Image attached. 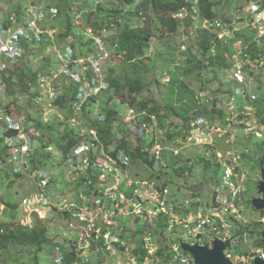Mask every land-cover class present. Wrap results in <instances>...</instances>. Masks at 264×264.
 Segmentation results:
<instances>
[{
  "label": "built area",
  "instance_id": "obj_1",
  "mask_svg": "<svg viewBox=\"0 0 264 264\" xmlns=\"http://www.w3.org/2000/svg\"><path fill=\"white\" fill-rule=\"evenodd\" d=\"M245 1L248 5L237 11L239 14H237V20L234 21L237 24L240 23L242 29L246 28L242 23H246L251 29L248 35L255 36V39L259 41L264 36V4L258 0ZM198 3L199 0H194L191 9H183L175 15V18L197 20V23L203 25V29L216 33L217 36L231 35L235 32L236 29H232L237 25L235 23L218 18L203 20ZM30 12L33 18L24 25L0 26V90L2 89L3 92H5V80L11 77V70L15 69L16 64L23 57L25 46L33 41L41 43L45 40L46 35L53 37L54 32L43 30L39 24L48 19H56L59 11L56 8L34 6ZM185 16L189 17L185 18ZM111 36L112 33L108 29L90 28L88 38L97 45L94 52L88 51L80 57H77L71 48H68L66 52L61 50L57 52L56 61L59 66H50L49 71H46L48 74L45 72L39 79V83L49 88L46 91L47 99L44 100V103L54 104L66 95V89L74 91L78 87L77 101L79 103L73 105L75 111L77 107L81 109L85 103L101 91L107 90L103 68L111 57L109 47H107ZM235 48L231 57V77L235 83L240 84L241 89L236 95L243 93L248 101L257 100L258 97L250 93L251 85L246 84L249 83L247 81L248 71L257 67L248 53L249 45L240 42L235 45ZM262 62L260 59L255 61L260 64ZM54 67H56L55 70ZM40 88L42 87L40 86ZM236 95L230 102V108H235L233 101H235ZM39 99L42 100L41 94ZM237 111L239 119L228 118L235 122L236 136L228 133V125L222 121H210L205 116H198L192 122L191 126L197 129L198 137L202 141L217 139L222 134L229 137L227 140L229 151L221 163V171L224 173L223 186L214 191L211 202L203 208L195 206V203L190 200H185L183 204H180L182 201L175 198V195L169 196L170 189H161L159 186L150 184L144 185L142 181L135 185L130 180V191L127 193L128 189L123 186L122 175L131 166L128 155L124 150H121L116 158L107 153L97 131L86 124L78 126L77 133L80 142L71 149L68 155H65L66 166L71 169V174L75 177L78 176L79 181L86 188L82 195L91 196L89 204L82 208H79L80 204L75 200L69 201L64 198L60 193L62 189L54 195L55 191L50 189L54 184L53 173L35 167L30 172L28 157L32 153L33 143L40 135L35 129L31 136L29 134L32 131L30 120L24 116H15L1 102L0 140H2V147L6 148L10 156V162L15 165L16 173L24 175L30 172L34 176V180L39 183L40 189L44 192L46 190V196L52 197L55 201L59 200L56 201V204L64 202L66 212L71 214L69 221L78 219L81 223L92 226L91 237L83 232L81 239L83 245L87 244V249L91 244H97L103 239L111 254H116L120 249L118 247H122L124 248L123 256L132 257L124 264H195L193 255L182 248L183 244L213 248L214 242L219 239L229 243L225 254L233 264H254L258 257L264 260V250L252 246L246 254L242 255L240 251L246 240L244 237L242 239L237 236L241 228L240 223L246 225L244 223L245 183L249 175L244 157L247 151L240 145L238 134L246 133L250 136L257 134L259 128H264V120L250 104L240 106ZM131 112L133 113L123 119L129 133L133 138H154L155 142L152 147L146 148L145 151L155 159L161 160L163 152L170 147L160 144L155 134L152 135L151 126L141 121L135 111L131 110ZM154 118L152 117V119ZM99 120L104 121V117L100 116ZM217 144L216 142L211 146L218 149ZM113 151L115 148L110 149V153ZM94 177H98L97 183L94 182ZM126 179L129 177L124 178V180ZM94 184L95 188L92 189ZM139 184L142 185L141 188H139ZM198 202L200 200H197L196 203ZM24 204L35 206L37 201L35 198H28L24 200ZM47 206L44 201L43 208ZM85 207L86 211H84ZM125 212L129 215H123ZM123 216L132 218L130 223H126L124 226L120 222ZM261 223L264 226V217ZM135 233L138 235V240L134 237V243H131L130 239H133L131 235ZM106 239H110L111 243H106ZM135 243L144 251L141 261L132 254L133 250L137 249ZM112 248H115V251ZM55 262L56 264L62 263V255L58 252Z\"/></svg>",
  "mask_w": 264,
  "mask_h": 264
},
{
  "label": "rangeland",
  "instance_id": "obj_2",
  "mask_svg": "<svg viewBox=\"0 0 264 264\" xmlns=\"http://www.w3.org/2000/svg\"><path fill=\"white\" fill-rule=\"evenodd\" d=\"M65 1L67 0H0V26L5 25L2 24V22H4L6 19L9 20L7 25L12 27H17L19 25L25 24L28 21H31L32 13L30 11L34 9V5L46 8L50 4L58 3L62 4L63 7L66 8L67 4L65 3ZM107 1L108 0H99V2L103 3ZM141 1L142 0L135 1L134 9L138 7ZM212 1L215 3H220L216 7L218 13L217 18L229 23H235L234 20H237V14H239L237 13V11L240 10L241 7L244 9V7L248 5V3H245V0ZM95 4V2H93L92 4V0H78L75 4V8L72 9L71 19L72 21H75V26L79 28L78 35L80 37H84L81 47H79L80 49H82V51L87 48V46L84 45L86 36L83 34L85 28L83 24L84 22L82 20L89 21V25L95 23L96 19L94 18L97 15H94L95 17L91 16V8L92 5ZM96 12L97 11L95 10V12L93 13ZM188 17L189 16H185V18ZM142 18L145 19L144 21L149 20L151 26H153L154 29L156 28L158 22L152 21L154 16L152 15L151 11L148 12V17L142 16ZM63 21H65V19L63 20V18L58 17L56 20L45 22L41 26L43 28H48L51 30L56 29L58 30V33H60L61 29L64 32L65 22L63 23ZM134 22L139 23L140 20L136 19ZM235 24H237V22ZM242 24H244L247 29L245 27V29H242V25L239 23L235 25L234 28H232L236 29L233 34L225 36L221 35L222 37L220 35L217 36V38L221 40L224 49H226L229 45L231 49H236L235 45L240 43V40L241 42H250L247 40H251L250 38H248V34L250 33L251 29L246 25V23ZM182 27L183 28L180 29V32L177 35L165 37L163 41H160L159 37L157 36L154 38L150 55L151 57H154V63L155 65H157V68L155 67L152 73L148 76L149 92L144 94L143 97L146 99H153L161 108L171 106L175 107L176 111H179V113L190 109V107L193 106L195 102L201 103L202 101V108L208 105L209 111L212 110L213 104L216 103L217 109L224 110L226 115L229 116V118L233 119L238 118L237 114L239 112L237 110H239L240 106L245 104L252 105V103L254 102L255 107L254 105L252 106L258 112L259 116L264 120V38L261 39L260 42L257 41L259 48L258 58L261 60V62L263 60V62L261 64L258 63L256 69L251 70L253 71L252 73L251 71H248L249 76L247 81H249V83H246L251 85L249 87L250 93L253 96L258 97V99L248 101L247 99H245V94L240 93L236 95V93L241 89L239 86L240 84L235 83V81L232 79L231 69H229L228 72H224V70L221 69L216 70V73H214L212 69H208L205 72L195 70L189 76H184V74L182 76L180 75L179 66L183 65L181 64V62L186 63L187 59V56L185 54H180L181 51H184V49L181 47L183 45H185L188 49L190 47H194L195 51H198L195 45L197 43L198 34L200 32L199 29L204 28L203 25H192L187 24L186 22ZM54 38L58 39L59 36L56 34L54 35ZM65 44L66 43L61 41L60 43H57L59 49L61 47H64ZM109 46L110 43H107V47ZM156 46H158L159 48ZM110 53L112 55V49L110 50ZM53 54L54 47L43 48L42 51L38 49L34 56L28 54L23 62L25 66L32 65V72L33 74L37 75L42 68H45V63L49 64L46 65V67L59 66V63L56 61V58L53 57ZM30 60L32 63H30ZM22 64L23 63H20V65ZM113 68H115L114 62L112 60L107 61L106 66H104L103 68L104 75H109L110 70ZM53 69L55 70L56 67H54ZM174 80L176 82L179 80H183L186 88L180 89V86H175ZM39 84L42 87L38 90L40 91L42 100L39 99L38 102L40 103V105L42 104L41 107H43L40 110L41 114H39V117L37 115V111H39L38 103L34 95L28 94L20 98L22 107L21 111L20 109H17L14 107V105H12L14 100L7 98L5 92H3L2 89L0 90V102L4 103L5 107L12 106L9 108L11 109L9 111L15 116L29 117L28 115L33 114V116L30 117H33L35 124L32 121H29L32 128V131L29 133L31 136H33L35 125L37 126L36 121L38 119L42 122V127H47L46 124H49L53 129H55L62 135L64 132H67L68 127L70 128L71 125L73 127L74 125L84 126L86 124L80 119L82 116L80 107H77L73 113H69L66 110H61L58 107H55L53 103L50 105L44 103V100L47 99L46 91H48L49 88L46 85H42L41 83ZM36 90L37 89L34 88L32 91L35 92ZM181 91V94H183L184 97L182 100H179L178 94H180ZM106 95L107 93L104 94L105 98L104 96H100L97 103L93 105V108L96 112H99L100 110L111 106L113 109L120 111V113H122L124 117H126L130 113H133L128 109V105H122L118 100H115L113 103H111V105L107 106L105 103V101H107ZM235 95L236 99L235 101H233L235 108L233 109L230 108L229 105ZM7 101L9 104L5 103ZM205 102L209 103L210 105L205 104ZM90 104L92 105V103ZM23 107H28V109H24ZM230 110L232 111L233 116ZM161 116H163V114H161ZM173 119L176 120L173 117L168 121ZM229 120H226L225 123L226 125H228V133L230 132V134L232 133L236 136L235 122L231 119ZM150 126L151 128H154V130L152 131H154L155 137L158 138L160 142H162V139H164L165 136H169L166 127L160 128L157 118L152 119V123H150ZM38 127L39 126H37V128ZM38 129L42 130L41 127H39ZM78 131L79 130L77 129V132ZM196 131L197 129L193 130L192 137L187 139V141L182 140L181 138L177 140L172 139L169 144L170 148L163 152L164 155L153 169L149 166H146L145 164H142L141 162L129 166L126 173L124 174L125 176L122 175L123 186L128 189L127 193H129L130 191V180H132L135 185L142 181L144 182V185L150 184L159 186L161 187V189H170L169 196L172 197L175 195V198H178L179 201H182V203L180 204H183V201L185 200H190L191 202L193 201V203H195V206H199V208H203L204 206L208 205L212 200L214 191L218 187L223 186L222 182L224 173L221 170L218 172V174L216 175V177L218 176V182L215 184L214 172L212 171L211 175L205 173L200 159L202 155H206L207 160L213 161L212 153H207V150L211 145H214L217 142L219 148L216 149V161L221 164L224 161L223 157H225L226 153L229 151V147L227 145V140L229 137L228 135L222 134L217 139L215 138L202 141L198 137V131ZM40 132L42 133V131ZM40 132L38 131L39 135L41 134ZM169 132L176 134L177 130L170 129ZM50 133L51 132L46 131L47 135H49ZM238 137L240 139V145L243 146L244 150L247 151L245 155H248L246 163L249 175L245 183L246 207L244 212V223L252 224L253 227L251 228V230L254 231V233H251L249 231L244 235V240H246V242L242 246V250L244 252L246 251L245 253H247L250 247L255 246V242L257 241V239H259L260 233L262 234V232L264 231V226L262 223H260L262 218L264 217V214H262V212H259L252 205V201L257 198H262V195L259 192V183L261 181L260 159L264 157V128H259L257 130V134L255 135L250 136L246 133H239ZM129 140L132 145H135L136 139L133 138ZM45 141L46 139H42L41 141L37 140L33 143L31 156L35 154L36 160L41 162L38 165L39 169L54 174V178L52 177L54 184L50 188L52 189V191H55L54 195H56L59 190L62 189L60 193L64 196V198L68 199L69 201L75 200L80 204L79 208L88 205L89 201L91 200V196L85 197L84 195H82L83 191H86V188L79 181L78 176L75 177L73 174H71V169L66 166L64 153L56 149L52 145V148H47V146H45L47 145V142L43 143ZM151 141L152 140H150V143ZM0 143L2 145V140H0ZM179 155L180 157H182L183 162L178 163V165L174 164L173 168V159H175L173 156L178 157ZM188 160H190V166L194 168V175L189 173L187 174L185 172H183L181 176L176 175L173 169L181 167ZM8 163L12 164L10 160H8ZM29 164L31 168L30 172H32V170L34 169L33 163L30 162ZM172 171L174 173H172ZM10 172L12 171H10V167L7 165V163H0L1 211H6L7 207L5 203H10L18 207L15 213L17 217L16 222H19L22 225L35 227L38 222H49L50 237L55 244L58 243L62 246L66 245L65 243L70 242L71 244L76 245L77 249H84L85 251L83 252L82 256L84 258H89V251L87 250L88 246L87 244L83 245L81 239L83 232H85L88 237H91L92 226L81 223L78 219L73 221L65 219V215H68L66 212V208H64L66 207V204L64 202L56 204V201L59 200L55 201L52 197L46 196V190L44 192L40 189L39 183L34 180V176H32L30 172L24 174L22 178H16ZM126 177H129V179L124 180V178ZM141 187L142 185L139 184V188ZM28 198H35L37 201V205H25L24 200ZM78 199L79 201H77ZM197 200L201 201L196 203ZM44 201L48 206L43 208ZM86 210L87 208L85 207L84 211ZM123 215H129V213L125 212ZM130 217L128 218V216H123L120 219V222L122 223L121 225L124 226L126 225V223H130V220L132 219ZM2 218L3 217L0 218V221H4V218ZM256 225L258 227L254 228V226ZM135 239L138 240V235H136ZM105 241L108 244L111 243L110 239H106ZM191 241L193 242V240ZM131 248H133V246H131ZM112 249L115 251V248ZM34 253V249L28 250V254L33 255ZM112 255L115 254L112 253ZM112 255L108 253H101L100 255H96L95 253H93L92 258L89 259H91L95 263H98L100 259L105 258L107 261L104 260L105 262L103 261V264H124V262H127L129 258H132L128 257L127 255L121 256L117 252L116 259H114ZM110 256L112 257L110 258ZM55 258L56 256L54 249L51 246L47 247L43 253L42 263L53 264ZM25 260L26 262L29 261L27 258ZM28 264H32V262L29 261Z\"/></svg>",
  "mask_w": 264,
  "mask_h": 264
},
{
  "label": "trees",
  "instance_id": "obj_3",
  "mask_svg": "<svg viewBox=\"0 0 264 264\" xmlns=\"http://www.w3.org/2000/svg\"><path fill=\"white\" fill-rule=\"evenodd\" d=\"M77 1L78 0L65 1L67 4L66 8H64L62 4L58 3L47 6L49 9L56 8L59 11L58 17L63 18V20L65 19V21H63V23L65 22L64 32L61 29L58 34L59 38H55V42L57 41V43H60L61 41L66 44H71L76 50L81 47L82 40L84 38L78 35L79 28L75 26V21H72L71 19L72 9L75 8ZM94 1L96 4L92 5L91 16H97L94 18L96 21L92 25L94 28H108L111 31L112 36L111 39H109V42L114 47V53H112L109 60L114 62L115 68L111 69L109 75L106 77L105 84L107 86V90L101 91L98 95L92 97L89 102L82 106L80 110L82 116L80 119L86 123L87 126H91L97 131L100 141L105 147L104 150L107 153L116 158L118 153L121 150H124L131 161V165L141 162L152 169L159 161L155 159L154 156L150 155L149 152L145 151L146 148L152 147L155 142L154 138L151 139L149 137L148 139H142L135 137V145L130 143L129 139H133V137L129 133L127 125L123 120L124 116L120 113V111L113 109L111 106L104 108L99 112L95 111L93 105L96 104L100 96L103 97L105 93H107V101H105L107 106L111 105V103L115 100H118L122 105H128L129 110L135 111V113L140 117L139 119L149 125L152 123V117L157 118L160 128L166 127L169 134L168 137L165 136L164 139H162V142L159 141V143L163 144L164 147H170L169 144L172 139L177 140L181 138L182 140L187 141V139L192 137L194 128L191 125L194 119L198 116H205L209 120L222 121L223 123H226L229 116L226 115L224 110L217 109L216 103H211L213 104V108L209 111L208 105H204L205 107L202 108V101L201 103L195 102L190 109L179 113V111H176L175 107L171 106L161 108L153 99H146L143 97L144 94L149 92L148 76L152 73L155 67L157 68V65L154 63V57H151L150 55L154 38L157 36L160 41H163L165 37L177 35L180 32V29L183 28L182 26L185 22L187 24L200 25L197 23V20H180L173 17L174 14L181 12L183 9H191L194 5V0H142L135 9L134 3L136 0H108L105 3L92 0V4ZM258 1H260L261 4H264V0ZM218 4L220 3H215L212 0H199L198 8L202 12L203 20L217 19L218 13L216 7ZM95 10L97 12L93 13ZM149 11H151L154 16L152 21L158 22L155 29L151 26L149 20L144 21L145 19L142 18V16L148 17ZM136 19H139L140 22L135 23L134 21ZM8 22L9 20L6 19L2 22V24H5L4 26L6 27L8 26ZM199 31L197 43L195 45L198 51H195L194 47H190L189 49L185 45L181 47L184 51H181L180 54H185L187 59L186 63L181 62L183 65L179 66L180 75L182 76L184 74V76H189L195 70L205 72L208 69H212L214 73H216V70L220 69L224 70V72H228L232 67L231 57L235 49H231L230 45L224 49L223 44L221 40L217 38L216 33L203 28L199 29ZM248 38L251 39L247 40L250 41L249 43L251 44L249 45L250 49L248 53L251 55L256 66L257 63H255V61L259 56L258 42L261 40L257 42L255 36L252 35H248ZM34 44L35 45L32 46L28 45L27 51L28 54L33 56L36 54L38 49L42 51L43 48H50L55 45L53 41H44ZM84 45L87 46L90 52H94L97 49V45L93 40L85 41ZM24 59L20 60L23 64H17L15 69L11 70V77L5 80V94L7 98L13 99L14 102L12 105L21 111L22 107L20 98L22 96L28 94L34 95L35 98L40 96V92L38 91L40 88L38 84V75L33 74L32 65H24ZM30 63H32L31 60ZM46 65L49 64L45 63V68H42L39 73L45 70L49 71V66L46 67ZM252 69L255 70L256 68ZM252 69H250L249 72ZM252 72L253 71H251V73ZM46 73L48 74V72ZM174 85L180 86V89L186 88L183 80H179L177 82L175 81ZM34 88L37 89L35 92L32 91ZM70 91L71 90L67 89L66 95L57 100L54 105L61 110L73 113V105L75 103H79V101H77L78 87H76L74 91ZM181 93L182 91L178 94L179 100H182L184 97ZM5 103L9 104L8 101ZM90 103H92V105ZM205 104L209 103L205 102ZM252 105L255 107L254 102ZM10 107L12 106H7L5 108L9 111L11 110L9 109ZM23 108L28 109V107ZM38 108L39 111H37V115L39 117V114H41L40 110L43 107L38 104ZM161 114H163V116H161ZM28 116H33V114ZM100 116L104 117V121L99 120ZM170 116H173L176 120L173 119L168 121L173 118ZM30 118L35 123L33 117ZM36 122L37 126L42 128V130H40L38 129L39 127L37 128L35 125L36 131H42L36 140L41 141L42 139H46L43 143L47 142V145H45L47 148L54 146L56 149L63 152L64 155H68L71 149L80 142V138L77 133L78 125H74L73 127L71 125L70 128L68 127L67 132H64L62 135L53 129L49 124H46L47 127H42V122L39 121V119ZM170 129L177 130L176 134L170 133ZM150 130L152 131L154 128H150ZM46 131L51 133L47 135ZM152 135H154V131H152ZM149 139L152 140L151 143L148 141ZM112 148H115V151L110 153V149ZM216 149V147L210 146L207 150V153H212L213 161L207 160L206 155H202L200 159L205 173L211 175V172H214L215 184L218 182L216 175L222 168V165L216 161ZM9 157L10 156L7 153L6 148L2 147L0 143V163H7L10 167V171H12L10 173L16 178H22V174L15 172V165L13 163H8V160H10ZM173 157L175 158L173 159V168L174 164L178 165V163L183 162L180 155L178 157ZM244 157L247 159L248 155L246 154ZM28 162L33 163L35 168H38V165L41 163L36 160L35 154L28 157ZM189 162L190 160L184 163L181 167L173 169L175 174L181 176V174L185 172L187 174L189 173L194 175V168L190 166L191 164H189ZM260 162L264 167V157L260 159ZM174 172L172 171V173ZM93 179L94 182L97 183L98 177H94ZM94 188L95 184L92 185V189ZM5 204L7 209L4 212L1 211L0 204V218H4H2L4 221H0V264H28L29 261H31L32 264H43V253L45 249L50 246L54 249L55 256L57 255V252L62 255L61 264H103V261L106 260L105 258L100 259L98 263L93 262L89 258H92L93 253L96 255H100L101 253H108L112 255L106 244L103 242V239H101L99 243L91 244V246L87 249L89 251V258H84L82 256L85 251L84 249H77L76 245L71 244L70 242L61 246L52 241V238L50 237L49 222H38L35 227L22 225L19 222H16L17 217L15 213L18 207L10 203ZM67 214L69 215H65V219L70 220L71 214ZM262 214H264V212H262ZM240 225L241 228L237 234L238 237L243 239L247 232L250 231L251 233H254V231L251 230L253 227L252 224L244 225L243 223H240ZM255 227L258 226L256 225L254 228ZM132 235L133 236L131 237H133V239H130V242L134 243L133 241L135 240L134 237H136V233ZM135 246L137 249H134L132 254L137 256L138 260L141 261L144 257V251L139 248L137 243H135ZM255 246L257 248L259 247L264 249L261 233L259 239L255 242ZM118 248H120L117 250L118 254L123 256L122 251H124V248ZM31 249L35 250L33 255L28 254V250ZM240 253L242 255L246 254L243 250H241ZM112 256L116 259V254ZM112 256H110V258ZM26 258L29 261L26 262ZM53 264H56V262L54 261Z\"/></svg>",
  "mask_w": 264,
  "mask_h": 264
},
{
  "label": "water",
  "instance_id": "obj_4",
  "mask_svg": "<svg viewBox=\"0 0 264 264\" xmlns=\"http://www.w3.org/2000/svg\"><path fill=\"white\" fill-rule=\"evenodd\" d=\"M259 192L262 198H257L252 201V205L259 211H264V167L261 163V181L259 183ZM262 242L264 244V232L261 234ZM229 243L223 242L219 239L213 244V248L208 246L201 247L198 245L191 246L183 244L182 248L193 255L195 264H233V262L226 256L225 251ZM254 264H264V260L260 257L255 259Z\"/></svg>",
  "mask_w": 264,
  "mask_h": 264
},
{
  "label": "clouds",
  "instance_id": "obj_5",
  "mask_svg": "<svg viewBox=\"0 0 264 264\" xmlns=\"http://www.w3.org/2000/svg\"><path fill=\"white\" fill-rule=\"evenodd\" d=\"M95 2V1H94ZM96 2H99L98 0H96ZM37 6V5H36ZM47 8V7H46ZM201 11V10H200ZM178 13V12H177ZM176 13V14H177ZM202 13V12H201ZM30 14V13H29ZM176 14H174V18H175V15ZM33 18V17H32ZM177 19V18H176ZM53 21L54 19H48V20H46L45 22H49V21ZM180 20H182V19H180ZM84 23V28H85V30L83 31V34L86 36V41H88V40H91V39H89L88 38V30L90 29V28H92V29H95V30H103V29H108V28H103V29H100V28H94V26L93 25H89V22H87V21H84V20H82ZM45 22H43V23H41V24H39V26L43 29V30H45V31H48V32H54V34H53V37H50V36H47L46 35V38H45V40H43L42 42H44V41H46V42H49V41H53L54 43H55V45L53 46L54 47V54H53V57H55L56 58V55H57V52H59L60 50L62 51V52H66L67 51V49L68 48H71L74 52H75V54H76V56L77 57H80L81 55H84V54H86L88 51H89V49L88 48H86L84 51H82V49H80V48H78L77 50L71 45V44H65V46L64 47H61L60 49H59V46L56 44V42H55V38H54V35H58L59 33H58V30H51V29H48V28H43L41 25L42 24H44ZM27 23V22H26ZM22 25H24V24H22ZM1 26H4V25H1ZM6 27H10V26H6ZM82 29V28H81ZM109 30V29H108ZM111 39V38H110ZM240 42H241V40H240ZM34 43H38V42H30L29 44H27L26 46H25V52H24V55H23V57L21 58V59H24V58H26V56H27V54H28V45H35ZM108 43H110L109 41H108ZM246 45H251L249 42H244ZM115 46H117V45H115ZM113 46H112V44L110 43V46H109V50H113V53H114V47L112 48ZM249 49H250V47H249ZM20 59V60H21ZM257 59H259V58H257ZM256 59V60H257ZM21 62L19 61V63L18 64H20ZM17 65V64H16ZM257 66H258V63H257ZM16 67V66H15ZM48 68H50V66L48 67ZM47 68V69H48ZM232 68V67H231ZM46 71V70H45ZM45 71H42V72H40L39 74H37L38 75V83H39V79H40V76L42 75V74H44L45 73ZM107 77V76H106ZM67 90V89H66ZM40 92V91H39ZM38 97L39 96H37L35 99L37 100V103H38ZM39 104V103H38ZM40 105V104H39ZM30 121H33L30 117H27ZM214 121V120H213ZM35 124V123H34ZM247 161V160H246ZM178 199V198H177ZM246 225H251V224H246ZM264 232V231H263Z\"/></svg>",
  "mask_w": 264,
  "mask_h": 264
},
{
  "label": "crops",
  "instance_id": "obj_6",
  "mask_svg": "<svg viewBox=\"0 0 264 264\" xmlns=\"http://www.w3.org/2000/svg\"><path fill=\"white\" fill-rule=\"evenodd\" d=\"M216 179L218 180V176L216 177ZM201 201V200H200ZM239 233V232H238Z\"/></svg>",
  "mask_w": 264,
  "mask_h": 264
}]
</instances>
